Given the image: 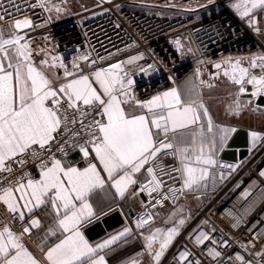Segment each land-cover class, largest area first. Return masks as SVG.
<instances>
[{
  "label": "snow or ice",
  "instance_id": "6c2138e0",
  "mask_svg": "<svg viewBox=\"0 0 264 264\" xmlns=\"http://www.w3.org/2000/svg\"><path fill=\"white\" fill-rule=\"evenodd\" d=\"M7 3L14 11L0 0V203L9 219L0 220V264H107L100 252L132 229L125 227L101 243L90 244L82 228L97 215L91 203L94 195L115 189L124 198L129 187L142 180L133 196L147 193L155 204L170 197L176 199L177 191L200 184L207 176L205 166L216 163L213 121L202 100L180 87L150 99L136 98L135 82L119 63L88 73L76 62L69 70L59 57H52L51 63L43 59L37 65L24 31L33 28L32 19L17 18L22 12L17 0ZM48 3L39 0L29 7L61 11L54 4L48 7ZM233 8L241 18L248 17L253 10L264 8V0H237ZM6 20L11 21L7 31ZM254 23L249 20L250 26ZM95 63L93 60L92 65ZM227 63L232 70L230 79L240 85V94L247 91V77V84L254 89L250 95L264 96V75L250 74V68L264 73V55L253 57L249 68L241 67L239 60ZM57 67L64 69L63 77L51 71ZM140 71L146 73L147 69ZM224 75L229 76V71L225 70ZM126 105H131V110H126ZM241 107L237 100L231 110L238 114ZM202 116L207 118L206 125ZM231 131L235 130L219 129L221 147ZM251 136L255 142L258 133L252 132ZM71 152L78 153L86 167H78L74 159H68ZM29 161L38 162V178L27 169ZM169 180L181 183L180 189L168 186ZM40 209L51 217L45 239L50 236L57 241L45 245L46 251L41 248L42 260L24 243V236L41 226L36 217ZM152 216L142 215L136 227L143 228ZM15 222L21 225L19 233L13 230ZM163 231L156 228L143 235L144 253L140 255L146 253L159 262L176 234L175 228L168 230L159 250H154L157 236ZM202 239H208L207 235L202 233L197 242ZM209 254L220 255L212 249ZM180 258L191 264L188 253H181ZM237 259L248 264L243 257Z\"/></svg>",
  "mask_w": 264,
  "mask_h": 264
},
{
  "label": "built area",
  "instance_id": "2783aa9c",
  "mask_svg": "<svg viewBox=\"0 0 264 264\" xmlns=\"http://www.w3.org/2000/svg\"><path fill=\"white\" fill-rule=\"evenodd\" d=\"M53 1L49 0L48 6H52ZM96 1L92 7L53 21L50 12L44 8L29 7L32 3H39V0H17L22 9L17 18H31L33 28L24 30L28 34L27 39L30 42L38 41L41 45L47 43L51 57H59L69 70H72L73 62L79 63L84 73L121 64L124 72L134 80L133 94L140 100L150 99L153 95L173 88L175 83L181 82L194 71L197 63L207 64L234 55L250 56L262 49L256 37L257 16L249 14L248 17L241 18L225 0ZM3 2L9 11H14L7 0ZM250 19L255 21L251 26ZM9 23L11 21L6 20L4 24L6 31ZM84 56L88 59H80ZM133 58H136L135 62H130ZM93 60L96 61L94 65ZM149 65H153V68H148ZM141 68L150 70L152 76L140 82L138 77L144 73L140 71ZM56 69L63 77L64 69ZM252 75L259 77L262 74L261 71L254 70ZM73 154L78 153L71 152L68 158ZM36 163L38 162L29 161L27 169L38 178ZM263 166L264 144L245 163L218 160L215 166L218 178L222 180L225 176L230 177L223 189L198 213L181 214L175 223L176 234L159 262L146 253L141 256L148 257L151 264H188L180 258V254L185 252L188 253L191 264H242L237 257H243L248 264H264V212H260L258 206L261 198L243 197L249 193L248 188L254 184ZM142 182H138L137 188ZM167 184L175 189L181 187V183L171 180ZM140 194L145 201L132 215L127 214L120 203H116L98 213L90 223L84 225L82 231L117 213L122 219V227L132 229L128 236L137 238L157 225L162 210L178 206L184 190L177 191L176 199L170 197L161 204H155V200L147 193ZM231 200H235L237 211L228 215V219L221 216L220 222L219 214L223 213V207ZM147 213L153 214L152 219L143 228H137V221ZM248 213H256L251 222L255 226L259 225L258 229L254 228L258 233L253 231L252 237L234 231L243 221L240 216L246 219ZM8 219V214L0 203V220ZM181 220L184 221L183 224H180ZM12 227L17 233L22 231L19 222H15ZM246 227L248 228L247 224L244 225ZM202 233L208 239H202L198 243L197 238ZM32 237L31 229V235H25L24 241H30ZM210 249L220 255H210ZM154 250H159V244ZM139 253H144V246Z\"/></svg>",
  "mask_w": 264,
  "mask_h": 264
},
{
  "label": "crops",
  "instance_id": "0c3cea01",
  "mask_svg": "<svg viewBox=\"0 0 264 264\" xmlns=\"http://www.w3.org/2000/svg\"><path fill=\"white\" fill-rule=\"evenodd\" d=\"M225 2L233 10V12L238 13L233 8V4H235L237 0H225ZM250 14H255L258 18V30L256 37L264 52V8H257ZM30 48L33 52L34 63L39 65V62L43 59H48L49 63H51L52 57L48 52L47 43H43L41 45L38 41H32L30 42ZM259 55H262V53L257 52L256 54H252L250 56H227L207 64L197 63L193 74H190L187 78L174 85V87H180L186 94H190L198 100H202L204 106L207 108L208 114L214 124V132H216L217 136V150L215 151V155L213 157L216 160V163L221 159L229 142L239 129H243L248 132L249 153L245 159L241 161L238 160L236 162L245 163L249 161L253 154L256 153L264 144V107H257L255 105L254 98L242 97L245 94H250L254 90L253 86L247 84L246 77L244 87L247 91L240 94V85L235 84L233 80L230 79L232 70L227 63L229 60L233 63L239 60L241 67L249 68L251 59ZM216 64H220L221 68L217 69L215 67ZM256 69L250 68V74L252 75V72ZM225 70L229 71V76L224 75ZM51 71L60 75L56 68L51 69ZM236 75L239 77L238 72ZM151 76L152 72L147 70L146 73H143L142 76L138 77V81H144ZM192 89H194V91H190ZM237 100L242 106L238 114L231 110L235 108ZM249 101H251V103H249ZM125 107L126 110H131V106ZM202 111L203 110H201V113ZM202 121L206 125L207 118L202 116ZM221 128L235 130L229 132L228 138L225 140L222 147L219 144V129ZM252 132L258 133V138L255 142L251 136ZM216 163L215 165L205 166L207 167V176L200 182V184L193 186L190 190L184 189L183 197L177 207L173 209H164L160 212L158 216V223L155 227L144 232L137 238H131L128 235L121 237V239L116 241L113 245H110L108 248L102 250L100 254L105 256L107 264H132L133 261L135 264H151L148 257L141 256L139 253L140 248L144 246L145 243L143 235H149L156 228L163 229L164 231L157 236L156 242L154 243L155 247L162 242L167 231L175 227V223L182 213L186 212L193 215L203 209L209 200L223 189L225 183L230 178L229 176H225L222 180L218 178L215 172ZM76 166L86 167V162L80 155L79 161L76 162ZM262 172H264V166L260 174L257 175L254 184L248 188L249 193L243 195V197H246L247 199L250 197L260 196L261 202L258 203L260 212H264V175H261ZM135 189H137V185L130 186L124 198L119 197V195L115 193V189H107L104 192H97L91 200L94 211L98 214L109 206L120 203L127 214H133L139 209L142 203V195L140 193L134 196L131 194ZM235 209V200H231L230 202H227L222 211L226 213ZM36 217L40 219L41 226L39 228H32V239L27 242L24 241V243L38 260H42L43 253L41 248L44 247L46 251L45 245L51 246L57 241L55 237L50 236L45 239L48 228L51 227V217L47 214V212L43 209L37 210ZM123 229L124 228L121 226L96 239H89L85 234V229L83 230V233L89 243L95 245L109 239L111 236L117 235L119 232L123 231Z\"/></svg>",
  "mask_w": 264,
  "mask_h": 264
},
{
  "label": "water",
  "instance_id": "95a60500",
  "mask_svg": "<svg viewBox=\"0 0 264 264\" xmlns=\"http://www.w3.org/2000/svg\"><path fill=\"white\" fill-rule=\"evenodd\" d=\"M242 97L246 98H254L250 94H245ZM255 105L257 107H264V97H257L255 99ZM248 132L243 129L237 130L234 134L233 138L229 142L226 150L224 151L221 159L231 162H236L238 160H243L248 156L249 148H248ZM68 159H74L76 162L79 161V155L73 154ZM142 201L145 199L142 197ZM132 215V214H129ZM122 226V219L119 214L114 213L111 214L98 222L88 226L85 229V234L89 239H96L104 236L106 233L115 230Z\"/></svg>",
  "mask_w": 264,
  "mask_h": 264
},
{
  "label": "rangeland",
  "instance_id": "374dc122",
  "mask_svg": "<svg viewBox=\"0 0 264 264\" xmlns=\"http://www.w3.org/2000/svg\"><path fill=\"white\" fill-rule=\"evenodd\" d=\"M96 2H97L96 0H67L66 3H61L60 0H54L53 1V4L56 5L57 7H59L61 9V11L59 13H57L55 11V9H53L50 12V16H51V18H52L53 21H56V20H59L60 18H62L63 16L71 15V14L79 11L80 9L92 7V6H94L96 4ZM49 6L52 7L51 5H49ZM259 52L262 53V55H264L263 49H261ZM256 70L261 71L259 68L256 69ZM194 71H195V68H194ZM194 71L191 74H193ZM261 74L264 75V73H262V72H261ZM235 211H237V210L228 211L226 213L223 212L224 214L221 213V215L219 214V217H218L219 221L222 222L221 219H220V218H222L221 216L224 215L223 218H227L228 219V215L229 216L233 215V213H236ZM255 215H256V213H252V214H249L248 213L246 215V219L245 218H242L240 216L241 220H243V221H242V223H239V224L242 225V226L238 225L237 227L234 228V231L236 233H239L240 235H247V236H250V237L253 236V234H252L253 231H256V233H258V230H255V229H258L259 228V225H256L255 226V224H253L251 222L254 219V216ZM246 224L248 225V228L247 227L244 228V225L246 226Z\"/></svg>",
  "mask_w": 264,
  "mask_h": 264
}]
</instances>
